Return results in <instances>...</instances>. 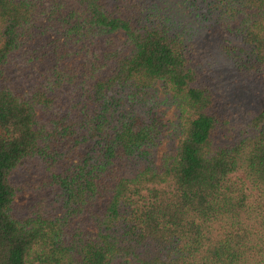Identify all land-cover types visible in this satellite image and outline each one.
Wrapping results in <instances>:
<instances>
[{
	"label": "trees",
	"instance_id": "16d2710c",
	"mask_svg": "<svg viewBox=\"0 0 264 264\" xmlns=\"http://www.w3.org/2000/svg\"><path fill=\"white\" fill-rule=\"evenodd\" d=\"M186 1L264 93V0ZM172 30L139 0H0V264H264V107L232 124Z\"/></svg>",
	"mask_w": 264,
	"mask_h": 264
},
{
	"label": "rangeland",
	"instance_id": "374dc122",
	"mask_svg": "<svg viewBox=\"0 0 264 264\" xmlns=\"http://www.w3.org/2000/svg\"><path fill=\"white\" fill-rule=\"evenodd\" d=\"M143 5L144 13L151 19H156L170 26L172 32L182 33L186 38L188 50L192 57L194 68L199 74L202 84L208 85L215 96L217 107L220 111L230 113V122L234 124L247 109H259L264 107V93L255 84L245 82L238 78L230 61L222 54L217 39L211 35V23H205L199 11L186 0H139ZM199 7V6H198ZM117 41H123L121 32L116 33ZM157 104L154 109L161 116L168 127L159 143L149 148V154L155 163H161L164 153L175 149L180 137L178 131L172 127L176 118L175 106L166 99L160 83L153 86ZM236 115V116H235ZM238 115V116H237ZM224 116V115H223ZM37 167L31 172L16 174L17 179H26L35 175ZM43 195L49 196L48 191ZM34 191H20L14 198L17 207L23 208L26 204L34 202L37 198ZM51 213H61L58 203L53 202L49 208ZM19 212H24L19 209ZM84 219V218H81ZM78 219V220H81Z\"/></svg>",
	"mask_w": 264,
	"mask_h": 264
}]
</instances>
